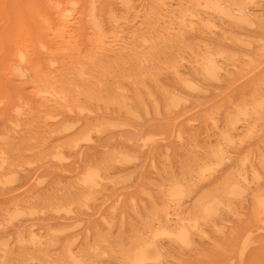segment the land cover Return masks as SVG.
<instances>
[{
    "label": "rangeland",
    "instance_id": "1",
    "mask_svg": "<svg viewBox=\"0 0 264 264\" xmlns=\"http://www.w3.org/2000/svg\"><path fill=\"white\" fill-rule=\"evenodd\" d=\"M250 1L249 22L202 9L208 31L198 18L182 27L196 0H96L117 55L136 63L126 50L145 36L160 40V63L156 82L125 84L126 103L87 105L81 120L8 80L0 49V100L22 95L32 121L18 149L1 147L18 101L0 103V150L19 163L13 183L0 184V264H264V0ZM29 5L49 14L42 0H0V37L30 48L46 40L27 20ZM73 21L88 47L90 28L80 13ZM198 54L217 60L218 80L197 73ZM86 121L104 126L86 139ZM211 150L224 154L220 162L204 156ZM196 155L202 171L189 169ZM184 178L190 186L175 188ZM180 225L186 241L177 238ZM140 239L150 242L143 263L126 256Z\"/></svg>",
    "mask_w": 264,
    "mask_h": 264
},
{
    "label": "bare ground",
    "instance_id": "2",
    "mask_svg": "<svg viewBox=\"0 0 264 264\" xmlns=\"http://www.w3.org/2000/svg\"><path fill=\"white\" fill-rule=\"evenodd\" d=\"M42 1L49 10V14L44 13L41 8L29 5L30 18L27 20L34 21L42 28L46 34L45 41L39 40L33 48H30L25 43L11 44L7 35L0 37V41L6 42V45L0 46L1 52L7 55L3 62L4 75L8 80L15 81L17 86L22 88L30 86L29 94L38 98L42 105L68 114L66 116L74 114L75 118L80 119L83 115L81 113L89 110L87 105H122L126 103L127 91L125 84L147 88L148 80L156 82L160 63L156 59V52L160 40L153 41L144 36L142 37L143 42L138 48L140 51L135 49L126 50L128 55L135 58L136 63H133L121 54L117 55V49L113 47L112 43L108 42V37L117 38V35L107 33L96 0H86V6L80 10L77 8L80 0ZM250 2V0H206L204 2L196 0L194 13L190 16L192 18H190L189 23H183L182 27L193 25V20L198 18L201 19L204 29L211 30L213 28L211 19L205 21L200 17L199 12L202 9L212 16L216 12L233 20L252 21L249 11ZM76 13H80L82 20L91 30V35L87 38L88 47L85 48L80 42L79 26H76V21H73ZM187 17L186 14L182 13L180 20L184 21ZM19 22L21 23L22 19ZM165 38L162 37V39ZM110 51L116 54L114 62L113 59H110L112 58L109 54ZM39 55H42L45 59L44 68L38 60ZM212 55L210 53V56ZM219 55H222V53H219ZM224 59L227 61L232 58L225 55ZM193 62L198 64L196 70L202 78L213 77L214 74L216 77L219 69L222 68L217 64V60L202 57L200 54L194 55ZM164 63L166 65V62ZM177 77L178 80L182 81V85L188 80L179 73ZM216 79L218 80L217 77ZM2 88L6 87H2V83H0V94ZM22 97L20 94L12 95L5 92L2 100H0V103L3 101L9 102L11 98L18 101L16 107L11 109L10 112L15 120L12 127L7 124L2 129L1 147L6 146L9 151L18 149L15 143L24 142V135L26 134L24 132H28L31 127L32 121L26 116L25 111L28 101ZM1 110L2 112L8 111L6 103ZM30 113L31 110L28 114ZM85 124H87V121ZM103 126L102 124L88 123L87 126L85 125L84 137L89 139L93 132H99ZM11 131L17 134L13 135ZM211 155H214L215 161L220 162L224 154L213 150L204 152L205 157ZM59 158L62 159L60 154ZM18 164V160L12 154L0 150V184L11 185L13 183L14 166ZM188 166L191 171H193L194 166L202 171V155H196ZM95 179L96 175L94 173H88L85 180L88 184H94ZM188 182L189 180L184 178L183 181L176 182L175 188L185 185L189 187ZM260 196L263 197V195ZM202 212L205 215L209 214L210 208L204 206ZM162 229V233H170L166 226L163 225ZM177 230L179 232L177 238L186 241L187 235L182 229V225ZM148 246H150V242L140 239L136 245L130 247V251L126 254L127 258L130 260L138 259V263L139 261L143 263L144 253L148 250ZM70 259L73 264L76 263L74 258Z\"/></svg>",
    "mask_w": 264,
    "mask_h": 264
}]
</instances>
